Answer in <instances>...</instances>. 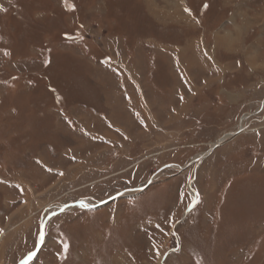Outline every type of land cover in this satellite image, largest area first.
I'll return each instance as SVG.
<instances>
[{
	"label": "rangeland",
	"instance_id": "374dc122",
	"mask_svg": "<svg viewBox=\"0 0 264 264\" xmlns=\"http://www.w3.org/2000/svg\"><path fill=\"white\" fill-rule=\"evenodd\" d=\"M68 1L0 0V264H264V0Z\"/></svg>",
	"mask_w": 264,
	"mask_h": 264
},
{
	"label": "trees",
	"instance_id": "16d2710c",
	"mask_svg": "<svg viewBox=\"0 0 264 264\" xmlns=\"http://www.w3.org/2000/svg\"><path fill=\"white\" fill-rule=\"evenodd\" d=\"M57 1H58L59 5L56 6V7H54L53 9L50 6V0H49V3H47L49 5V7H51L50 8L51 10L49 9L50 10V14L48 16L49 21H51L54 17L57 18V19H59L60 14H62V16L67 15L66 18H70L72 16V14L70 13V11L67 9V7L69 5H71V3L68 0H57ZM82 1H80V2H82ZM95 1L96 0H88L87 3H89V5H92ZM130 2L132 3V6H134L133 7L134 8L133 11H135V13L134 12H125L126 14H124V17L123 18H119V21H118V18H117L118 16H116V15H115V18L113 16L114 19L113 18L111 19L110 17L105 16L104 21H102V25L101 26L103 28L117 29V28H119V23H120V21L122 19L129 20L130 18L133 17L132 22H133V20H136V21L137 20H140L139 14L137 12L139 10V3H140L138 0H106V5L109 7L110 12L119 13V10L118 9H120V10L122 8L127 9L128 6H129V4H130ZM131 14H132V16L130 17ZM61 19L63 20L62 17H61ZM70 19H72V18H70ZM46 23H47V21H46ZM112 23H114V25H112ZM64 26H67V23H65ZM78 26L80 27V24H78ZM139 32H143V28H141L139 30ZM79 33H80V31H78V29L74 28L71 34H62L61 33V37H62V39L66 40L68 42H73V40L79 41L81 39ZM54 37H55V35L54 36H51L49 38H51V40H55V39H53ZM59 43H61V41ZM61 57H64V56H61ZM249 219H250L251 224H249L248 227H245V230L246 231H248L249 229L252 230L253 227L261 224L259 221H254L251 218H249ZM235 244H236V242H235ZM232 249H235V247H231L230 250H232Z\"/></svg>",
	"mask_w": 264,
	"mask_h": 264
},
{
	"label": "water",
	"instance_id": "95a60500",
	"mask_svg": "<svg viewBox=\"0 0 264 264\" xmlns=\"http://www.w3.org/2000/svg\"><path fill=\"white\" fill-rule=\"evenodd\" d=\"M238 133H239V132H237L236 134H234V136L237 135ZM220 144H221V141H218L216 144H214V145L211 147V149L209 150V152H207V154L210 153V152H211L212 150H214L215 148H217ZM114 199H115L114 197H113V198H110V199H107L106 201L100 203V205H101V206H102V205H105L106 203L111 202V201H113ZM72 206L83 208V206H82L81 203H76V204H73ZM85 208H86V207H85ZM63 210H64V209H61L60 211H63ZM53 215H54V214H50V216H49L48 218L52 217ZM48 218H47V219H48ZM47 219H46V220H47ZM46 220H45L44 223L42 224L41 232H40V235L43 236V238H44V230H43V227H44V225H45ZM42 241H43V239L40 240V243L38 244V246H37V248H36V251H35L34 253L30 254V255H31V258L36 254V252H37L38 249L40 248ZM30 255H28V256L26 257V259L22 260L19 264H25V263L28 261Z\"/></svg>",
	"mask_w": 264,
	"mask_h": 264
},
{
	"label": "crops",
	"instance_id": "0c3cea01",
	"mask_svg": "<svg viewBox=\"0 0 264 264\" xmlns=\"http://www.w3.org/2000/svg\"><path fill=\"white\" fill-rule=\"evenodd\" d=\"M97 1V0H96ZM139 2H140V4H143V5H145L146 4V0H138ZM168 2H174L177 6H178V8H179V10L180 9H187V5L185 4L186 3V0H168ZM105 3V2H104ZM96 4V3H95ZM180 13V11L178 12V14ZM177 13H176V15H173V16H177L178 15ZM174 23V22H173Z\"/></svg>",
	"mask_w": 264,
	"mask_h": 264
},
{
	"label": "bare ground",
	"instance_id": "6f19581e",
	"mask_svg": "<svg viewBox=\"0 0 264 264\" xmlns=\"http://www.w3.org/2000/svg\"><path fill=\"white\" fill-rule=\"evenodd\" d=\"M178 14V13H177ZM173 17V16H172ZM241 127V126H240ZM229 136V135H228ZM225 137H226V135H225ZM223 139L224 138H221V139H219L218 141H223ZM217 141V142H218ZM217 142H215L214 144H216ZM213 146V145H212ZM82 206L84 207V206H89V204L88 203H86V202H82Z\"/></svg>",
	"mask_w": 264,
	"mask_h": 264
},
{
	"label": "snow or ice",
	"instance_id": "6c2138e0",
	"mask_svg": "<svg viewBox=\"0 0 264 264\" xmlns=\"http://www.w3.org/2000/svg\"><path fill=\"white\" fill-rule=\"evenodd\" d=\"M205 7H207V5H205ZM187 11V10H186ZM43 239V236H41V240ZM65 247H67L66 245H65ZM29 259H31V255L29 256Z\"/></svg>",
	"mask_w": 264,
	"mask_h": 264
}]
</instances>
